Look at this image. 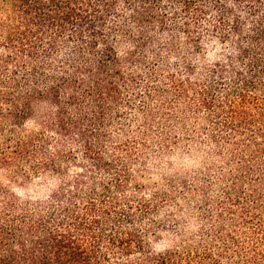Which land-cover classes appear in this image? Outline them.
Returning <instances> with one entry per match:
<instances>
[{"label":"trees","instance_id":"obj_1","mask_svg":"<svg viewBox=\"0 0 264 264\" xmlns=\"http://www.w3.org/2000/svg\"><path fill=\"white\" fill-rule=\"evenodd\" d=\"M0 171V264H264V0H0Z\"/></svg>","mask_w":264,"mask_h":264},{"label":"rangeland","instance_id":"obj_2","mask_svg":"<svg viewBox=\"0 0 264 264\" xmlns=\"http://www.w3.org/2000/svg\"><path fill=\"white\" fill-rule=\"evenodd\" d=\"M2 179H4V173L0 171V180H2ZM28 189H31V190H33V191H34V190L37 191V190H40L41 187L39 186V184H34V185L29 186ZM164 239H165V238H164Z\"/></svg>","mask_w":264,"mask_h":264}]
</instances>
